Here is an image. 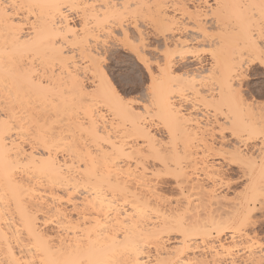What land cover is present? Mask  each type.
<instances>
[{
  "label": "bare ground",
  "instance_id": "6f19581e",
  "mask_svg": "<svg viewBox=\"0 0 264 264\" xmlns=\"http://www.w3.org/2000/svg\"><path fill=\"white\" fill-rule=\"evenodd\" d=\"M119 36L180 77L170 108L106 101L93 69ZM262 46L264 0H0V264H264L239 227L264 196ZM173 161L187 192L154 177Z\"/></svg>",
  "mask_w": 264,
  "mask_h": 264
},
{
  "label": "snow or ice",
  "instance_id": "6c2138e0",
  "mask_svg": "<svg viewBox=\"0 0 264 264\" xmlns=\"http://www.w3.org/2000/svg\"><path fill=\"white\" fill-rule=\"evenodd\" d=\"M137 56L139 57V64L129 63L118 54H113L107 61L103 57L98 58L93 71L103 85L106 101L116 110L126 114L134 113L135 106L139 104H144L148 112H151L153 107L156 106L162 109L170 108L173 101L171 92L166 91V85L180 79V77L175 76L168 66H161L159 73H155L152 66L153 60L148 58L142 48H137ZM109 62L111 66L106 67ZM252 63H257L264 69V46H262L259 58H252ZM229 72L232 73L233 69L230 68ZM149 74L151 75L150 84ZM260 74L261 77H264V70H261ZM250 75L243 66L235 69L234 74L229 77L228 87L230 91L235 95L236 88L233 87L232 80L239 79L243 82L249 79ZM249 87L252 88L253 93L258 88L261 100L264 101V78L255 81ZM172 91H175V89H172ZM149 96L152 104L147 103ZM262 108H264V105H262ZM163 164L164 166L154 172L157 183L160 185L172 183L181 192H187L183 183L184 178H182L184 165L179 161L163 162ZM261 192L264 193V177H262ZM177 216H179V213H177ZM257 224L264 228V196H261L255 202V206L252 202H249V207L240 221L239 227L243 234L244 229L251 230ZM125 239H127V236ZM18 264H30V262L19 261ZM70 264H80V262L72 261ZM89 264H93V262L90 261ZM95 264H105V262L97 261ZM134 264H147V262L136 259Z\"/></svg>",
  "mask_w": 264,
  "mask_h": 264
},
{
  "label": "rangeland",
  "instance_id": "374dc122",
  "mask_svg": "<svg viewBox=\"0 0 264 264\" xmlns=\"http://www.w3.org/2000/svg\"><path fill=\"white\" fill-rule=\"evenodd\" d=\"M145 18V20L143 19V21H142V18H141V20H140V22L138 23L139 24V30L142 32L141 34H142V36H143V39H144V44H146L147 46H150L151 48H157L155 51L156 52H154V50L153 49H151V51H152V53H156V54H154V55H152V53L150 54V56L152 57H150L149 56V54H148V52H146L147 54V56H148V58L149 59H153V64H154V62L156 61V57L158 56L159 57V59H157V61H162V58L161 57H164L165 55H166V51H165V47L164 46H160V44L161 43H159L158 41H156V39L160 36V35H162V37H164V32H163V30L161 29V27H159L160 28V30H159V28H158V30L156 31V29H157V27L160 25H157V27H155L154 28V26H156V19L155 18H152V19H154V20H152L151 21V19H150V17H144ZM149 20H148V19ZM154 21H155V23H154ZM152 22V24H150ZM140 23H142V25H140ZM140 26H142V27H140ZM146 26V27H145ZM145 27V28H144ZM154 28V29H153ZM153 29V30H152ZM156 32H155V31ZM152 32H154L155 33V35H154V33H152ZM157 32H163L162 34H160V35H158L159 33H157ZM208 32H210V31H208ZM152 35H151V34ZM164 34V35H163ZM154 35V36H153ZM157 35V36H156ZM154 38H153V37ZM116 36L114 35V38H115ZM101 38V37H100ZM98 39V42H99V44L100 45H103V41H102V39L103 38H101V39ZM117 38V37H116ZM121 37L119 36V38L118 39H114V40H116V43H115V45L116 44H118V45H116V49H114V47L115 46H113V49L114 50H112V51H114V52H112V51H110V53L108 54L107 53V55L106 54H104L103 55V58L105 57V60L107 61L108 60V58L110 57V56H112L113 54H118L122 59H126L129 63H133V64H139L137 61H136V59H134V57L132 56H130V54H129V50L130 49H128V46L130 45L131 46V49L133 48V50L135 49L134 47L135 46H137V44L136 43H138V42H132V41H129L127 44H126V42H125V44L127 45V47H126V45H124V43H119L118 41H119V39H120ZM151 38V39H150ZM153 38V39H152ZM159 38H161V36L159 37ZM108 39H110V38H106L105 39V41H107ZM100 40V41H99ZM104 40V39H103ZM112 40V42L114 41L113 40V38L111 39ZM110 40V41H111ZM155 40V41H154ZM121 41V40H120ZM118 42V43H117ZM123 42V41H122ZM130 42H132V43H130ZM156 42H158V43H156ZM135 44V46H134V44ZM105 44H106V42H105ZM123 44V45H122ZM131 44H133V45H131ZM158 44V45H157ZM139 45V44H138ZM133 46V47H132ZM150 47H146L147 48V51L150 49ZM162 47H164V49H162ZM130 48V47H129ZM193 48V47H192ZM122 49V50H121ZM163 50V51H162ZM128 51V52H127ZM132 51V50H131ZM198 51V52H197ZM197 51H196V49H195V47L191 50V52H193L194 54H195V52H196V54H198L199 55V53H200V55L202 56L203 55V57L205 56V57H208V54H209V52H207L206 50L205 51H203V50H201L200 48H199V50L197 49ZM202 51V52H201ZM112 52V53H111ZM158 52H161L160 54L158 53ZM208 54H207V53ZM193 53H191V54H193ZM206 55H205V54ZM159 54V55H158ZM163 54H164V56H163ZM155 55H156V57H155ZM162 55V56H161ZM169 55H171V54H169ZM154 56V57H153ZM161 56V57H160ZM155 58V59H154ZM161 58V59H160ZM165 58V57H164ZM163 58V59H164ZM155 60V61H154ZM163 63V62H162ZM111 65H110V62L108 63V64H106V67H110ZM260 73V72H259ZM147 74V73H146ZM252 77H254L253 79H252V81H251V84H253L255 81H258V77H255V76H252ZM148 80H149V78H148ZM254 80V81H253ZM253 82V83H252ZM150 83V82H149ZM147 89V88H146ZM258 89V88H257ZM259 90V89H258ZM260 94V92H258L257 90H256V92L254 93V94H256V95H254V98H255V100H258L259 99V101H262V100H260V98L258 97L259 95H257V94ZM257 96V97H256ZM196 116V117H195ZM192 118L193 119H196V121L199 123V124H201L200 122H203V119H202V117L201 116H199V115H194V116H192ZM201 120H200V119ZM192 119V120H193ZM196 121H194L193 120V122H196ZM256 228V232H257V235H258V238H260L261 240V242H264V228H261V226L260 225H256L255 227H254V229Z\"/></svg>",
  "mask_w": 264,
  "mask_h": 264
}]
</instances>
